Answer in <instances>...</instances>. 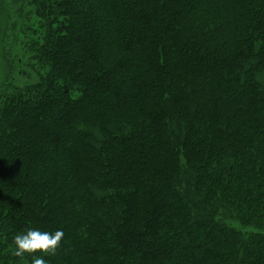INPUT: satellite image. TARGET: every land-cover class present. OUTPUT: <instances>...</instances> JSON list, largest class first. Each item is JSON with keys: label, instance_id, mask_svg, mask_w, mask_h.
<instances>
[{"label": "trees", "instance_id": "16d2710c", "mask_svg": "<svg viewBox=\"0 0 264 264\" xmlns=\"http://www.w3.org/2000/svg\"><path fill=\"white\" fill-rule=\"evenodd\" d=\"M22 8L14 55L15 13L2 40L0 264H264V0ZM30 228L63 229L54 255L13 254Z\"/></svg>", "mask_w": 264, "mask_h": 264}, {"label": "clouds", "instance_id": "9594fccd", "mask_svg": "<svg viewBox=\"0 0 264 264\" xmlns=\"http://www.w3.org/2000/svg\"><path fill=\"white\" fill-rule=\"evenodd\" d=\"M64 236L63 229L50 232L30 228L25 233L14 237L16 247L13 254L17 257H22L25 253L34 254L37 252L54 255L56 250L61 246ZM32 264H49V262L43 255H33Z\"/></svg>", "mask_w": 264, "mask_h": 264}, {"label": "rangeland", "instance_id": "374dc122", "mask_svg": "<svg viewBox=\"0 0 264 264\" xmlns=\"http://www.w3.org/2000/svg\"><path fill=\"white\" fill-rule=\"evenodd\" d=\"M25 0H1V6L0 9V87L4 84L6 79L9 77L11 73L10 66L6 62L4 58V48H3V38H4V32L6 29H8V25L10 23L9 19L11 18L10 15L14 14L12 18V30L10 32V41L9 43L14 47L12 48L13 55L17 51V44L18 42L23 41L24 37L22 36V33L19 34V24L16 23L18 19L22 16H24L25 11L22 8L24 6ZM8 10L10 12H8ZM10 29V28H9ZM27 38V37H26ZM26 41V40H24ZM21 50V48H20ZM21 51L18 53L20 54ZM13 58V57H12ZM14 64V63H13ZM33 76V75H32ZM26 80L25 78H20L19 82L24 83Z\"/></svg>", "mask_w": 264, "mask_h": 264}]
</instances>
